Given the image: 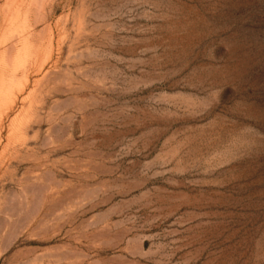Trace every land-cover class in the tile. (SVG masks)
<instances>
[{
    "label": "rangeland",
    "instance_id": "374dc122",
    "mask_svg": "<svg viewBox=\"0 0 264 264\" xmlns=\"http://www.w3.org/2000/svg\"><path fill=\"white\" fill-rule=\"evenodd\" d=\"M0 264H264V0H0Z\"/></svg>",
    "mask_w": 264,
    "mask_h": 264
}]
</instances>
